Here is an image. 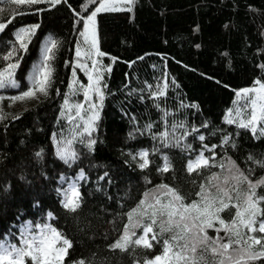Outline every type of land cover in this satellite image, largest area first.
Masks as SVG:
<instances>
[{
  "label": "trees",
  "instance_id": "trees-1",
  "mask_svg": "<svg viewBox=\"0 0 264 264\" xmlns=\"http://www.w3.org/2000/svg\"><path fill=\"white\" fill-rule=\"evenodd\" d=\"M94 6L98 5H90L89 0H67V4L55 8L48 4L18 7L9 0H0V19L17 11L26 13L15 16L0 34V41L12 39L11 32L20 27L41 25L16 72L20 88L0 90L4 97L0 108L9 117L0 122V240L18 244L20 233L29 223L33 232L39 231L36 225L50 223L73 240L65 264L81 258H94L97 264H136L137 260L160 254L161 245L151 250H110L108 245L127 223V213L157 185L179 187L182 193L194 197L197 185L204 182L197 173L189 175L185 171L189 154L178 148L162 149L173 167L163 174L157 171L161 153L150 154L152 163L147 169H140L128 155L150 150L156 143L151 134L137 133L133 139L130 133L137 128L153 122V131H163L165 122L148 96V85L155 86L165 78L174 80L175 85L169 84L161 104L174 114L168 122L183 120L196 127L207 123L208 128L202 131L204 143L209 145L220 144L222 131L238 132L236 148L218 147L216 160L229 156L241 169H253L254 181L264 177V169L247 160L249 155L264 156V138L256 139L249 131L225 123L228 110L235 106L236 93L253 86L257 79L264 80V69L260 67L264 65V0H136L129 12L98 16L99 49L106 53L101 62L112 70L104 74L107 89L92 136L97 141L94 150L89 153L78 142L75 146L81 155L79 167L85 169L89 179L81 182L83 201L72 213L59 202L57 174L71 177L77 166L69 168L57 158L53 134L69 133L61 111L73 79L76 44L81 39L74 24L78 19L75 13L86 15L85 8L91 10ZM36 8L48 10L36 12ZM50 34L60 44L48 96L38 93L39 99L11 101V96L27 89L28 72ZM6 50L7 45L0 42V54ZM4 64L0 60V67ZM77 76L82 84H88L84 74L78 71ZM181 103L198 108H182ZM187 142L199 150V140L189 136ZM41 148L45 150L44 159L37 162L33 153ZM105 171L108 177L99 180ZM211 173H221V178L226 175L217 167L202 170L204 177ZM7 185L11 187L4 191ZM257 192L264 193V186ZM48 212L55 220L48 218ZM222 215L227 217V212ZM208 235L216 233L209 229ZM254 264H264V259Z\"/></svg>",
  "mask_w": 264,
  "mask_h": 264
},
{
  "label": "snow or ice",
  "instance_id": "snow-or-ice-1",
  "mask_svg": "<svg viewBox=\"0 0 264 264\" xmlns=\"http://www.w3.org/2000/svg\"><path fill=\"white\" fill-rule=\"evenodd\" d=\"M9 2L18 7L48 4L55 8L67 4V0H9ZM135 2L136 0H89L90 5L98 6L92 7L91 10L86 7V15L75 13L78 19L74 24L82 41L76 44V62L72 66L74 79L69 86V95L64 99L61 111L62 117L68 114L67 119L73 127L69 129L67 136L53 134L57 158L69 168L77 166L71 177L65 173L57 174L61 187H58L56 192L60 196V204L68 212L75 213L81 207L83 201L81 182L86 183L89 179L85 169L79 167L81 155L72 148V145L78 142L87 148L89 153L94 150L97 141L92 138V134L103 107L104 90L107 89L104 72L110 73L112 70L110 66L102 65V62L96 59L106 55L97 46V15L102 12L131 11V7L125 8L123 5L131 6ZM47 10V8L35 9L36 12ZM23 14L26 13L17 11L10 17L0 19V34L5 33V29L16 15ZM40 27L39 23L20 27L11 32L12 39L0 41L7 45V50L0 54V60L5 62L3 67H0V90L20 88L16 72ZM59 44L60 41L53 35H48L39 49V59L31 65L26 77L29 82L27 89L11 96V101L39 99L38 93L48 96L55 71L53 65L55 52ZM84 58L91 62V69L88 63L82 62ZM260 67L264 69V65ZM77 69L87 76L89 83L86 86L76 78ZM170 83L175 85L174 80L165 78L162 83L155 86L148 85V96L160 111L161 121L165 122L163 131H153V122L137 128L130 133L133 139L137 133L151 134V139L156 143L150 150L141 149L128 155L137 162L140 169H147L152 163L149 159L150 154L161 153L162 163L157 166V171L163 174L173 170V167L170 157L163 153L162 149L178 148L181 152L189 154L185 171L189 175L193 172L197 173L204 182L197 185L198 190L194 193V197L182 193L179 187H170L163 183L145 192L144 198L139 201L136 208L127 213V223L123 225L122 233L108 245V248L112 251L126 252L130 247L133 250L137 247L151 250L155 245H161L160 254L150 259L146 257L137 260L136 264H254L264 259V235H257L264 234V193L257 192L258 188L264 186V177L254 181L251 178L253 169H241L229 156L223 157L220 161L216 160L218 147L236 148L235 136L239 135L238 132L222 131L220 144L209 145L204 143L206 136L202 131L208 128L207 123L202 122L196 127L183 120L173 119L168 122V118L174 114L161 104L164 102L163 98L167 95ZM81 93L84 101L69 105L71 97ZM236 95L235 107L228 110L225 123L249 131L256 139L264 138V80H255L253 86L241 89ZM140 98L143 99V96ZM3 99L4 97L0 96V101ZM85 103L88 104L87 109L84 107ZM180 107L198 108V105L181 103ZM72 109H75L74 115ZM82 111L87 115H81ZM8 118L0 108V122ZM77 120L83 122L82 127L80 123H76ZM133 121L135 122L134 118ZM177 132L180 134L176 135ZM189 136L201 142L199 150L194 149L192 144L187 142ZM205 152L209 155L205 156ZM192 153L195 155H191ZM44 155L43 148L33 153L37 162L43 161ZM247 160L264 169V156L256 158L249 155ZM212 167L222 169L226 175L223 178L221 173L202 176V170ZM107 177L108 172L105 171L98 179L103 181ZM45 179H47L46 175ZM10 187L11 185H7L3 190L7 191ZM186 199L188 202H185ZM225 212L227 217L222 215ZM47 216L52 220L56 218L52 212H48ZM36 228L39 229L38 232L31 231L32 224L29 223L20 233L18 244L10 240H0V264H65L69 250L73 247V240L50 223L36 225ZM209 229H212L216 235L209 236ZM221 232L224 233L223 236L220 235ZM69 264H97V262L94 258H81L76 261L70 260Z\"/></svg>",
  "mask_w": 264,
  "mask_h": 264
},
{
  "label": "rangeland",
  "instance_id": "rangeland-1",
  "mask_svg": "<svg viewBox=\"0 0 264 264\" xmlns=\"http://www.w3.org/2000/svg\"><path fill=\"white\" fill-rule=\"evenodd\" d=\"M123 7H125V8H127V7H131V9H132V5L131 6H129V5H123ZM124 12H129L128 10H124V11H118V12H106V13H124ZM105 12H102V13H99L98 15H97V18H98V16L100 15V14H104ZM96 39H97V46L99 47V39H98V30L96 29ZM80 41H82V38L80 39ZM96 59H98V60H102V57H96ZM82 62H86V63H88V66H89V68L91 69V67H92V65H91V62L90 61H88L86 58H84L83 60H82ZM81 72L82 74H84V72L83 71H81L80 69H77V72ZM106 72H104V74H105ZM93 75H95V73L93 72ZM84 76H85V78L87 79V81H88V78H87V76L84 74ZM76 78H78V76L76 77ZM74 79V78H73ZM73 79H72V83H73ZM71 83V84H72ZM88 83H89V81H88ZM93 99L95 100L96 98H95V96H93ZM237 99V98H236ZM84 101V97H83V94L81 93V94H79V95H77V96H75V97H71V99H70V101H69V105H71V104H73V103H76V102H83ZM84 107H85V109H87L88 108V104H86L85 103V105H84ZM235 107V106H234ZM100 112H101V110H100ZM100 112H99V117H100ZM72 114L74 115L75 114V109H72ZM67 113H66V115L64 116V118L66 119V121H67V124H68V126H69V129L71 128V127H73V125H70V123H69V120L67 119ZM81 115H87V113H85V112H81ZM76 123H80L81 124V127L83 126V122L82 121H79V120H77L76 121ZM97 123H98V121L96 122V125H97ZM95 130H96V126H95ZM95 132V131H94ZM94 132H93V134H94ZM69 134V133H68ZM93 134H92V136H93ZM76 143L77 142H74L73 143V145H72V148H74L75 149V146H76ZM54 148H55V141H54ZM217 259H218V257H217Z\"/></svg>",
  "mask_w": 264,
  "mask_h": 264
}]
</instances>
